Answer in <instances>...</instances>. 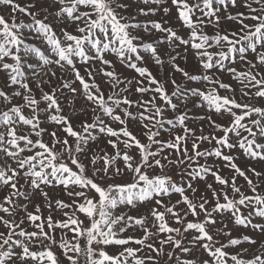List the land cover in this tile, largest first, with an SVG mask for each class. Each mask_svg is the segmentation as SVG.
I'll list each match as a JSON object with an SVG mask.
<instances>
[{"label":"snow or ice","instance_id":"6c2138e0","mask_svg":"<svg viewBox=\"0 0 264 264\" xmlns=\"http://www.w3.org/2000/svg\"><path fill=\"white\" fill-rule=\"evenodd\" d=\"M0 264H264V0H0Z\"/></svg>","mask_w":264,"mask_h":264}]
</instances>
